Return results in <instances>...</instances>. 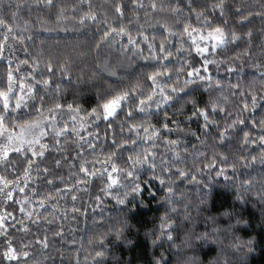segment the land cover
Segmentation results:
<instances>
[{"label": "snow or ice", "instance_id": "6c2138e0", "mask_svg": "<svg viewBox=\"0 0 264 264\" xmlns=\"http://www.w3.org/2000/svg\"><path fill=\"white\" fill-rule=\"evenodd\" d=\"M37 3L54 6V0ZM20 7L11 13L13 21ZM256 7L259 11L253 12L242 0H128L127 5L105 0L98 8L92 0H78L59 6L56 21L97 25L93 44L68 51L41 46L36 53L24 47L25 58L16 56V44L25 43L29 22L17 34L0 15V264H41L33 245L50 247L47 234L17 241L11 232L28 233L25 220L37 223L38 210L56 198L52 191L41 195L36 188L29 190L40 173L46 185L65 180L44 165L50 152L60 154L53 161L56 168L64 161L74 169L69 172L73 183L56 187L55 194L68 190L75 202L76 193L95 186L93 213L99 209L100 222L108 226L89 240L92 264H108L110 255L120 264L112 246L132 244L126 235L132 227L129 216L147 206L144 191L155 197L157 182L164 195L156 202L162 201L165 210L145 232L159 249L151 264H202L199 252L213 247L208 264H230V253H243L246 264L254 240L237 233L251 224L243 206L253 198L264 225V171L259 178L241 175L257 163L264 166V61L253 60V28L245 30L250 17L264 18V0H257ZM92 53L96 62L91 70L75 74L76 60ZM246 66L258 75L245 84L239 74ZM220 73L238 78L232 82ZM187 136L196 141L191 150ZM70 144L78 149L71 152L72 159ZM161 147L164 151H157ZM218 177L225 187H235L234 203L205 217V228L198 231L191 211L207 210ZM181 185L197 186L195 201ZM107 200L120 209L106 221ZM72 211L81 209L73 206Z\"/></svg>", "mask_w": 264, "mask_h": 264}, {"label": "trees", "instance_id": "16d2710c", "mask_svg": "<svg viewBox=\"0 0 264 264\" xmlns=\"http://www.w3.org/2000/svg\"><path fill=\"white\" fill-rule=\"evenodd\" d=\"M92 2L99 8L104 4L105 0H92ZM242 2L249 5L251 11H259L258 7H256L257 0H242ZM76 3H78V0H54V6L48 8L43 3H37V0H0V15H3L9 23L13 24L17 34H20L24 22H29L28 30L23 32L25 43L23 45L19 44L21 47L19 57L25 58L24 47H27L30 53L38 52L41 46L46 50H53L54 48L65 51L72 49L87 50L94 40L98 38L97 25L80 27L71 20L56 21L59 6L69 7ZM124 3L127 5L128 0H124ZM17 4L21 7L18 10L16 19L13 21L11 13L17 11ZM84 7L86 10V5ZM70 14L75 15L78 13L70 12ZM127 15L130 16V12H127ZM141 19H143L142 12ZM249 27L253 28V43L251 46V51L254 53L253 60L260 59L264 61V54L261 52V46L264 45V40L261 38L262 30H264V18L260 16L250 17V22L245 24V30ZM44 28H52L54 31H44ZM2 31L3 29H0V32ZM29 36L32 39H28ZM101 59H103V56H101ZM95 62V53L85 57L83 60L77 59L74 65V73L78 75L81 68L85 72H89ZM248 63L250 61L246 58V64ZM220 75L225 80L231 79L232 82H236L238 78L235 74L231 77L226 76L224 73H220ZM257 75L256 69L247 66L244 73L239 74L245 84L253 76ZM66 99H72L71 91L66 95ZM192 127L197 128L195 122H193ZM101 128L103 129V125H101ZM101 136H103V132H101ZM185 139L190 142L187 146L191 150V144L196 143L195 139L191 136H187ZM197 147L200 146L197 145ZM73 151H78V149L70 144L69 153H67L69 159H72L71 152ZM157 151L163 152L164 148L161 147ZM57 158H61L60 154L50 152L44 160V165L52 169L53 176L65 177L64 181L55 180L54 185H46L45 174L40 173L35 182L29 185V190L36 188L41 195L52 191L56 198L49 201L45 208L38 210L41 219L37 223L25 220L30 229L28 233H19L16 229H12L11 232L17 241L21 238L29 240L34 239L36 236L43 238L45 234L48 235L50 247L47 250H42L37 244H34L32 248L34 258L40 260L41 264H92L90 254L93 252L94 245H90L89 240H94L101 231L107 228L108 224L107 222H100L99 209H97L95 214L93 213L95 202L92 196L95 194V186L89 192L76 193L78 199L75 202L72 201L68 190H65L61 194H55L56 187L64 189L65 183H73V179L69 177V172L74 170L64 161H62L59 168H56L53 161ZM190 162L189 159V164ZM73 163H76V161L73 160ZM3 170V166H0V172ZM261 171H264V166L257 163L250 169L242 170L241 175L247 172L259 178ZM229 175H232L231 171H229ZM33 176L34 178L37 177L35 170L33 171ZM203 179L207 180V176L203 177ZM216 181H219V183H216ZM213 183L214 187L211 197L205 206L207 210L199 214H197L195 209L191 211L194 221L198 225V231L204 230L205 217L215 215L222 207L231 206L234 203V186L225 187L223 177L215 178ZM181 187L187 189L188 194L195 201L197 196L195 189L197 186L181 185ZM154 190L155 197L150 196L148 191L143 192V198L147 206L133 210L129 216V222L132 227L126 235L132 241V244L128 245L123 242H116L112 246V254L117 257L120 264H125V262H130V264H151L153 256L159 253V249L153 248L150 241L145 237V232L152 227L155 219L165 210L162 206V201L161 203L156 202L164 195L163 191L160 190L158 182L155 183ZM201 190L203 191L202 185ZM33 202H35V197H33ZM53 205L56 207L53 208ZM73 206L80 208L81 211L74 213L72 211ZM243 207L244 218L250 220L251 224L248 228L237 234L244 239L255 237V250L248 256V264H264V225L261 224L259 201L253 198ZM103 208V214L107 221L108 217L117 216L120 206H117L114 201L107 200ZM9 210L14 211L17 219L23 218L15 205H10ZM33 219H35V216ZM9 223H14V221L9 219ZM17 228H19V225H17ZM56 231H60L61 235L53 236L52 233ZM45 255L47 256V260L44 259ZM199 255L202 259L209 260L215 255V247L211 249L205 248L199 252ZM108 264H114L111 255L108 258Z\"/></svg>", "mask_w": 264, "mask_h": 264}, {"label": "clouds", "instance_id": "9594fccd", "mask_svg": "<svg viewBox=\"0 0 264 264\" xmlns=\"http://www.w3.org/2000/svg\"><path fill=\"white\" fill-rule=\"evenodd\" d=\"M119 212V211H118ZM130 223V222H129ZM253 240H255V237H252ZM202 259V258H201ZM229 260L230 264H245V261L243 259V253H237L235 255L229 254ZM202 264H208V260L202 259ZM246 264H248V259L246 261Z\"/></svg>", "mask_w": 264, "mask_h": 264}, {"label": "rangeland", "instance_id": "374dc122", "mask_svg": "<svg viewBox=\"0 0 264 264\" xmlns=\"http://www.w3.org/2000/svg\"><path fill=\"white\" fill-rule=\"evenodd\" d=\"M20 49H21V47H20L19 43H17L16 44V56H18V57H19ZM6 55H7V51H6Z\"/></svg>", "mask_w": 264, "mask_h": 264}]
</instances>
